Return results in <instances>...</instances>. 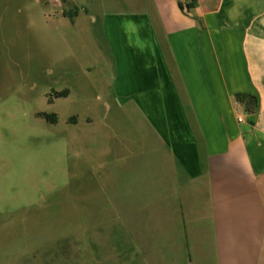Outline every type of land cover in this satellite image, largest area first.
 I'll list each match as a JSON object with an SVG mask.
<instances>
[{
  "label": "crops",
  "instance_id": "crops-1",
  "mask_svg": "<svg viewBox=\"0 0 264 264\" xmlns=\"http://www.w3.org/2000/svg\"><path fill=\"white\" fill-rule=\"evenodd\" d=\"M182 1L88 0L63 12L70 30L88 32L93 56L77 62L107 97L102 119L115 117L88 177L90 229L119 224L122 262L160 264L182 249L186 225L210 220L219 264H264V0ZM237 94L256 97V112Z\"/></svg>",
  "mask_w": 264,
  "mask_h": 264
},
{
  "label": "rangeland",
  "instance_id": "rangeland-1",
  "mask_svg": "<svg viewBox=\"0 0 264 264\" xmlns=\"http://www.w3.org/2000/svg\"><path fill=\"white\" fill-rule=\"evenodd\" d=\"M87 2L0 0V200H38L19 213L0 209V264L12 244V264H127L116 254L129 242L119 224H89L88 177L115 117L102 119L107 97L77 62L93 56L88 32L70 30L63 15L82 13ZM16 215L32 223L15 224ZM199 223L186 225L188 239L174 243L182 249L160 264H219L214 225Z\"/></svg>",
  "mask_w": 264,
  "mask_h": 264
},
{
  "label": "trees",
  "instance_id": "trees-1",
  "mask_svg": "<svg viewBox=\"0 0 264 264\" xmlns=\"http://www.w3.org/2000/svg\"><path fill=\"white\" fill-rule=\"evenodd\" d=\"M182 9L186 8L189 9L191 8L190 5L183 6L181 5ZM67 93H63V95H66ZM235 101L241 105H243L246 109V111L250 114H253L256 112L257 109V99L256 97L249 95V94H237L235 96ZM41 117H45L49 119L50 117L45 115V114H39Z\"/></svg>",
  "mask_w": 264,
  "mask_h": 264
},
{
  "label": "built area",
  "instance_id": "built-area-1",
  "mask_svg": "<svg viewBox=\"0 0 264 264\" xmlns=\"http://www.w3.org/2000/svg\"><path fill=\"white\" fill-rule=\"evenodd\" d=\"M191 2H192V0H183V1H182V4H184V5L186 6V5H190ZM238 121H239V122H242V117H239V118H238Z\"/></svg>",
  "mask_w": 264,
  "mask_h": 264
}]
</instances>
